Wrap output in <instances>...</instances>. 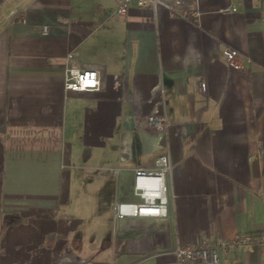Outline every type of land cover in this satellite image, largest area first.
<instances>
[{"label":"crops","instance_id":"obj_1","mask_svg":"<svg viewBox=\"0 0 264 264\" xmlns=\"http://www.w3.org/2000/svg\"><path fill=\"white\" fill-rule=\"evenodd\" d=\"M198 4L190 19L135 0L123 16L106 0H10L3 17L20 11L0 23V264H177V243L264 231V0ZM68 53L99 71V90L65 88ZM153 112L165 131L142 126ZM198 123L211 130L208 163L193 149ZM166 152L168 216L116 223V202L136 199L134 169ZM219 264L264 255L235 247Z\"/></svg>","mask_w":264,"mask_h":264},{"label":"built area","instance_id":"obj_2","mask_svg":"<svg viewBox=\"0 0 264 264\" xmlns=\"http://www.w3.org/2000/svg\"><path fill=\"white\" fill-rule=\"evenodd\" d=\"M114 5V14L126 15L133 0H106ZM191 1L194 6L180 9V5H187ZM140 7H151L155 11L158 5L166 6L171 16H183L199 19L201 9L198 0H135ZM237 6L227 5L221 8L223 12L237 11ZM20 10H16L19 13ZM39 31L42 34L50 32V26L43 24ZM227 62L235 69H245L249 58L242 56L238 50L225 47L223 50ZM64 84L67 90L94 91L101 87V76L96 68L83 66L73 55L68 53L64 63ZM142 126L148 129L165 131L169 124L167 116L153 112L143 116ZM109 172L117 175L120 168H109ZM171 172L169 154L162 153L155 159L152 168L136 167L133 171L134 200L118 201L115 204V222L133 218H165L169 214V184L168 174ZM119 228L118 226H116ZM258 245L264 255V231L245 232L233 237L221 235H205L197 243H177L173 251L177 264H219L222 255L235 247L253 250ZM86 264V262H85Z\"/></svg>","mask_w":264,"mask_h":264},{"label":"trees","instance_id":"obj_3","mask_svg":"<svg viewBox=\"0 0 264 264\" xmlns=\"http://www.w3.org/2000/svg\"><path fill=\"white\" fill-rule=\"evenodd\" d=\"M196 133H199L197 136V141L195 145L193 146V149L200 155L201 159L205 162H209V156L210 152L206 150V148L209 147V142L211 139V130L210 128L203 124V123H198L195 126V130L193 132V135ZM256 232H261V231H256ZM248 251H256V252H261V247L256 245L253 250H248Z\"/></svg>","mask_w":264,"mask_h":264},{"label":"rangeland","instance_id":"obj_4","mask_svg":"<svg viewBox=\"0 0 264 264\" xmlns=\"http://www.w3.org/2000/svg\"><path fill=\"white\" fill-rule=\"evenodd\" d=\"M10 4V0H7L6 1V4H4L2 7H1V9L2 10H0V23H2V22H4V21H6V20H8V19H10L11 17L10 16H12V15H16V14H18V12H16V10H20L18 7H12V9H11V13H8L9 14V16L8 17H3V13L5 12V9H7V5L8 4ZM101 172V171H100ZM102 174H104V173H102ZM108 212H110V209L108 210ZM100 212H99V210L98 209H92L91 211H90V213H89V215H88V221H90V222H92V226L93 227H95L96 228V230L98 231H100V230H104L105 228H106V224H107V222L109 221L108 219H105V217H103L102 219H100V218H98V221L97 222H93V221H95L94 219L96 218V215L97 214H99ZM95 216V217H94ZM97 217H99V215L97 216ZM89 223V222H88ZM98 231V232H99ZM101 231V232H102Z\"/></svg>","mask_w":264,"mask_h":264}]
</instances>
